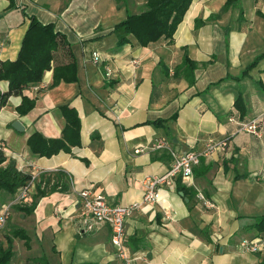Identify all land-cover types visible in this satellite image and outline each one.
<instances>
[{"label":"crops","instance_id":"crops-1","mask_svg":"<svg viewBox=\"0 0 264 264\" xmlns=\"http://www.w3.org/2000/svg\"><path fill=\"white\" fill-rule=\"evenodd\" d=\"M145 1L13 0L10 6L0 0V61L17 59L29 18L35 17L66 36L76 65V82L50 88L48 71L24 91L35 99L27 115L15 110L19 96L9 97L0 109L3 167L14 162L35 178L18 206L36 202L21 219L34 231L30 244L39 239L48 249L47 258L39 253L33 259L29 254L37 250L15 239L10 264H51L50 259L55 264H124L107 226L85 230L77 193L90 190L113 205L139 204L143 181L165 175L172 164L169 151L154 149L156 143L166 142L180 155L202 151L208 140L225 141L227 148L203 160L188 182L178 179L191 200L177 190L175 180L160 187L157 203L125 220L122 245L129 264H260L264 246L254 253L240 244L264 238L249 229L264 215V118L259 137L241 125L264 115V0H237L224 12L227 0H192L172 43L141 47L128 36L130 42L118 46L114 27L128 14L140 13ZM93 53L99 54L98 63ZM185 54L199 64L190 85V74L181 68ZM106 69L112 72L109 78ZM7 90L8 83L0 81V93ZM64 106L80 119V145L51 158L33 155L27 146L31 135L61 137ZM15 121L22 132L14 130ZM59 172L65 188L35 199L41 179ZM10 198L2 194L0 207Z\"/></svg>","mask_w":264,"mask_h":264},{"label":"trees","instance_id":"trees-1","mask_svg":"<svg viewBox=\"0 0 264 264\" xmlns=\"http://www.w3.org/2000/svg\"><path fill=\"white\" fill-rule=\"evenodd\" d=\"M13 6V0H8ZM118 2V0H116ZM234 0H227L221 12L227 10ZM192 0H146L143 9L138 14H128L126 19L117 24L113 31L118 35V46L128 44V36H132L141 47H148L161 41L173 42V36L183 21ZM29 27L23 38L18 57L15 61H0V81L8 83V90L0 93V109L5 106L11 96L21 97V103L16 107L19 116L27 115L35 107V99L24 95V91L39 84L46 72H52L50 88L60 83L76 82V65L66 36L55 30L53 24H42L35 17L29 18ZM185 75L190 74L189 85L193 84V72L198 68L197 62L191 61L187 55L181 61ZM179 68V69H181ZM179 69L175 71L179 73ZM167 73V69H164ZM240 118L245 116L240 98L235 101ZM65 121L61 137L57 139H45L39 134H33L27 139V146L33 155L40 158H51L60 152L70 153L71 148L80 145V119L75 109L64 106L60 108ZM175 115L171 117L174 119ZM163 121H156L160 124ZM5 158L0 151V196L6 194L10 199L19 193L20 189L31 181V175L22 173L10 162L3 167ZM65 175L57 173L52 179H41L36 185V198L45 196L48 192L64 189L62 180ZM44 184V186H42ZM176 188L189 200L191 193L177 180ZM36 202L32 201L29 206H15L16 210L29 215L32 213ZM257 232L264 233V215L256 217L249 227ZM261 238L264 243L263 237ZM21 240L28 244L29 237L21 228H13L9 234L0 240V264H10L14 256L13 241ZM255 239V238H253ZM260 264H264V255Z\"/></svg>","mask_w":264,"mask_h":264},{"label":"built area","instance_id":"built-area-1","mask_svg":"<svg viewBox=\"0 0 264 264\" xmlns=\"http://www.w3.org/2000/svg\"><path fill=\"white\" fill-rule=\"evenodd\" d=\"M92 59L98 63L100 56L98 53L92 54ZM112 72L106 69L105 77L109 78ZM264 115H258L249 122L241 125L242 131L257 136L262 132V121ZM154 149H163L169 151L172 157V164L167 173L161 177L146 178L143 181L144 194L142 202L139 204H131L128 206H120L110 204L101 195L94 194L90 190H82L77 193V205L80 210L84 227L86 231H92L95 225H105L110 230V242L115 249L116 255L124 264H129L130 260L123 248L122 239L124 236L125 220L133 213L143 210L153 203L159 201L160 187L163 185L171 186L175 180L188 182L193 175V170L198 167L203 160L209 159L214 154H219L227 148L225 141L208 140L200 152L188 151L180 155L173 153L169 149V144L166 142H158ZM35 180L31 177V181L22 187L9 202L4 203L0 207V231L5 228L14 206L20 205L29 195V187ZM44 186V184L42 185ZM201 201L208 207H213L211 203L206 201L201 195H198ZM264 246L261 238L245 239L241 242L240 247L244 251L258 252Z\"/></svg>","mask_w":264,"mask_h":264},{"label":"rangeland","instance_id":"rangeland-1","mask_svg":"<svg viewBox=\"0 0 264 264\" xmlns=\"http://www.w3.org/2000/svg\"><path fill=\"white\" fill-rule=\"evenodd\" d=\"M22 205H24V204H22ZM21 215H23L22 212H20L19 210H16L15 206H14L12 208V212H11L10 218H9L5 228L0 231V240H3L4 236L9 234L11 229L16 228V227L23 229L28 236L29 235H30V237L32 236L30 239L33 238V235H32L33 233L32 232H34V231H32L29 228H27L28 224L21 219ZM30 239L28 240V244L26 245L27 247H29ZM17 241H19V240H17ZM31 241H32V244H30V247H29L30 250H32V246H33V250L32 251H35V250H37V251L36 252H31V254H29V257L34 259V257H36V255L40 253L45 258L46 254H47L45 252V250H48V249L45 247L44 242L42 240H39V239H37V242H33V240H31ZM16 252H17V255H19L21 253L20 247L16 248ZM31 261H32V259H31ZM39 263H40V261L36 262V264H39ZM50 263L51 264H55V262L52 261L51 259H50Z\"/></svg>","mask_w":264,"mask_h":264},{"label":"water","instance_id":"water-1","mask_svg":"<svg viewBox=\"0 0 264 264\" xmlns=\"http://www.w3.org/2000/svg\"><path fill=\"white\" fill-rule=\"evenodd\" d=\"M12 126H13L14 130L17 131V132H22L23 131L22 125L19 122H17V121L13 122Z\"/></svg>","mask_w":264,"mask_h":264}]
</instances>
